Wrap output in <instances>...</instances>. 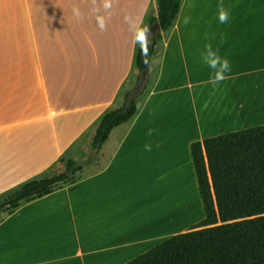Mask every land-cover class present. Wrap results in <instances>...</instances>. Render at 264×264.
<instances>
[{"label":"crops","instance_id":"obj_1","mask_svg":"<svg viewBox=\"0 0 264 264\" xmlns=\"http://www.w3.org/2000/svg\"><path fill=\"white\" fill-rule=\"evenodd\" d=\"M219 3L182 0L156 45L142 111L111 131L94 156L103 164L92 168L93 158L75 182L2 215L0 264H125L205 218L192 142L264 124V0H223L226 23ZM157 13L156 0H116L101 31L92 0H0V195L78 146L93 152L104 112L122 106L138 72L124 16L143 25ZM209 42L231 66L216 90L201 59ZM183 169L193 211L177 182Z\"/></svg>","mask_w":264,"mask_h":264},{"label":"trees","instance_id":"obj_2","mask_svg":"<svg viewBox=\"0 0 264 264\" xmlns=\"http://www.w3.org/2000/svg\"><path fill=\"white\" fill-rule=\"evenodd\" d=\"M156 1L157 16L150 15L143 22L150 27L158 19L161 27L150 40L151 58L162 32L174 25L182 5V0ZM134 67L136 83L151 67L144 64L139 44ZM135 87L125 89L121 107L104 112L87 159L64 157L63 172L30 179L0 195V215L11 214L22 203L75 182L76 174L99 154L111 131L137 114L138 98L147 86L133 96ZM191 155L205 218L125 264H264V124L194 141Z\"/></svg>","mask_w":264,"mask_h":264},{"label":"clouds","instance_id":"obj_3","mask_svg":"<svg viewBox=\"0 0 264 264\" xmlns=\"http://www.w3.org/2000/svg\"><path fill=\"white\" fill-rule=\"evenodd\" d=\"M116 0H92V13L95 15L97 24L101 31L106 30L107 23L112 17V9ZM218 19L221 23H226L229 19V10L224 6L223 0H220L218 4ZM73 15L77 20H82L84 14L81 12L79 7H73ZM124 22L128 24L129 31L132 34L133 42L139 44L140 53L143 57L144 64L148 67L154 62L153 58L149 55V44L151 43L149 33L150 28L142 25L140 19L131 14L124 16ZM183 23L187 25L190 23V17H185ZM225 37L221 35L220 43L224 42ZM201 59L204 65L210 70L209 79L207 83L212 86L213 90H216L218 86L229 79V73L231 71L230 62L226 57H222L219 52V46H214L212 43H206L204 50L201 54ZM138 111H142L139 105H137ZM154 129H150L148 135H152ZM158 147V145H157ZM146 151L152 150V145H145Z\"/></svg>","mask_w":264,"mask_h":264},{"label":"rangeland","instance_id":"obj_4","mask_svg":"<svg viewBox=\"0 0 264 264\" xmlns=\"http://www.w3.org/2000/svg\"><path fill=\"white\" fill-rule=\"evenodd\" d=\"M137 74H138V72L133 76V78L131 80H129L128 89H133L138 84V83H136ZM149 85H150L149 82L146 83V85H145V87L147 86L145 94L149 90ZM145 94L140 96L138 99H141ZM79 147H80V149H79ZM90 153H92L91 148L88 149L87 147L78 146V149L73 154H74V158L75 159L85 160V159L88 158ZM71 155H72V153L67 155L65 158L71 157ZM104 161H105V158L102 155H99L98 158L97 157L94 158V160H93V162L91 164V167L92 168H93V166L97 167V166H99L98 164H100V163L103 164ZM61 165H62L61 167L56 168L55 170L51 171L46 176H52V175H55V174L63 172L65 170V162H62ZM88 167H90V165L85 166V169L87 170ZM80 175H81V172H78L76 174V178H78ZM191 178H192L191 174L186 169H183L182 173L177 178V182L179 183V187L182 186V184H184L182 187H183L184 193L186 195V203L189 204L190 211H193L196 208L197 204H196V201H195V188L192 185ZM190 197H191V199H190ZM191 200H192V203H191ZM1 217H2V215H0V218Z\"/></svg>","mask_w":264,"mask_h":264},{"label":"water","instance_id":"obj_5","mask_svg":"<svg viewBox=\"0 0 264 264\" xmlns=\"http://www.w3.org/2000/svg\"><path fill=\"white\" fill-rule=\"evenodd\" d=\"M149 28H150L149 37H150V40H153L161 32L159 20L156 19ZM147 78H148V71L145 70L141 73L140 80L138 84L136 85L135 90L133 91V96L140 93L141 90L145 87L147 83Z\"/></svg>","mask_w":264,"mask_h":264},{"label":"bare ground","instance_id":"obj_6","mask_svg":"<svg viewBox=\"0 0 264 264\" xmlns=\"http://www.w3.org/2000/svg\"><path fill=\"white\" fill-rule=\"evenodd\" d=\"M186 182V181H185ZM187 183V182H186ZM184 184H182V186H183ZM185 189V188H184ZM186 192V191H185ZM188 199V198H187ZM190 199H191V197H190ZM191 203H192V200H191Z\"/></svg>","mask_w":264,"mask_h":264}]
</instances>
